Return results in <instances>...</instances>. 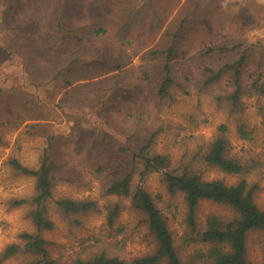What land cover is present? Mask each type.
Segmentation results:
<instances>
[{"label": "trees", "instance_id": "1", "mask_svg": "<svg viewBox=\"0 0 264 264\" xmlns=\"http://www.w3.org/2000/svg\"><path fill=\"white\" fill-rule=\"evenodd\" d=\"M17 1L0 0V5H6L2 17L6 20V31L12 39L6 51L33 52L30 55L36 62L34 68L37 74L30 84L35 91L49 83L75 87V90L66 89L61 102L63 107L76 111L68 117L73 121V128L76 127L79 132L48 134L37 167L30 168L16 158L12 159L15 168L35 179V191L29 199L31 207L28 210L34 228L20 232L19 240L5 245L1 256L9 257L19 252L33 254L21 264H264V261L251 262L247 258L249 232L264 229V207L254 200L259 184L256 180L249 182L247 179L252 164L231 154L227 124H218L209 141L201 143L198 151L202 150L193 155H199L207 165L236 174L237 179L232 183H225L219 178L204 179L191 168L189 162L179 167L171 166L168 154L153 151L160 126L154 128L155 115L149 106L152 99L156 101L157 107L159 101L166 98L171 100L175 86L181 88L184 94L199 92L230 73L232 89L216 95V101H225L229 110L237 109L241 104V95L249 89L255 94H264V69L245 72L243 66L247 54L240 49V44L232 43L230 47L225 44L210 46L209 40L207 50L201 47L196 54L211 56L213 50L225 54L231 50L234 58L224 59L223 54L218 57L219 64L201 65L192 74L189 69L178 64L177 59L185 54H179L180 46L175 39L177 32H174L167 44L156 45L145 51L143 59L146 62L140 65V74L127 83L121 72V67L127 63L124 55L126 47L130 44L141 46L139 32L144 27L141 21L129 19L130 12L116 29L106 24H87L85 13L81 14L80 19L72 17L70 9L76 0H30L29 3L21 4L20 13ZM99 6L102 9L107 7L104 2L97 4ZM185 20L183 18L181 23L184 24ZM21 37L26 39L17 42ZM108 45L116 48L111 49ZM100 75L103 76L96 79L94 84L90 81L78 82ZM97 82H100L99 85ZM92 85H96L97 89H92ZM145 89H151L150 94H145ZM82 92L88 97L80 95ZM3 94L1 88L0 101ZM30 95L33 101L25 103L17 111L11 108L3 116L1 108L0 125L3 122L22 121L30 106L37 108L32 117L37 116V112L43 109L40 105L44 97L36 96L35 100L34 92H30ZM258 110L264 125V104ZM99 122H103L106 129L101 125L98 127ZM108 127L114 128V131L110 132ZM236 132L241 138H254L253 127L244 121L237 124ZM3 135L0 126V140ZM64 139L74 140L75 151H83L85 155L78 168L61 167L65 161L55 154V149ZM83 168L94 175H101V187L105 194L130 196L133 207L142 213L147 230L153 237L154 246L151 250L131 258L101 250L70 262L59 261L50 255L49 241L43 236V230L51 229L54 225L48 214L54 183L59 177H65L68 181L81 180ZM151 171L161 172L169 194L181 192L183 195L188 232L185 242L199 245L184 256L176 247L169 224L151 193L141 184L133 183L134 174H138L141 180ZM201 199L226 206L229 214L210 212L202 221H198L196 211ZM23 201L19 199L16 202ZM53 201L65 215L85 214L99 209L92 197L61 195ZM105 208L106 224L112 226L120 212V204L117 201L110 202Z\"/></svg>", "mask_w": 264, "mask_h": 264}, {"label": "rangeland", "instance_id": "2", "mask_svg": "<svg viewBox=\"0 0 264 264\" xmlns=\"http://www.w3.org/2000/svg\"><path fill=\"white\" fill-rule=\"evenodd\" d=\"M29 2L30 0H18L16 3L17 8L19 7L18 13L22 11L21 4ZM101 2L107 7L104 9L101 6L97 7ZM101 2L76 0L70 9L71 16L80 19L81 14L85 13L84 19L87 24L100 23L117 29L130 12L129 19L141 21L144 26L139 32V39L142 38L141 46L130 44L126 47L124 55L127 63L121 67L123 69L121 72L127 83L140 74V65L146 62L143 59L145 51L156 45L167 44L173 38L174 32H177L175 39L180 46L179 54H185L177 59L178 64L189 69L192 74H195L201 65L219 64L218 57L226 53L213 50L211 56L196 54L201 47L207 50L209 40L210 46L225 44L230 47L232 43L240 44V49L245 50L247 54V61L243 66L245 72L264 69V0ZM5 7L6 5H0V89L4 91L0 101L2 115L8 114L11 108L19 110L25 103L33 101L30 92H34L35 100L36 96L44 97L43 104L40 105L43 109L37 112V116L32 117L37 108L30 106L22 121L3 122L0 125L4 132L0 140V264H21L33 257V254L19 252L2 257L1 251L8 243L18 241L20 232L31 231L34 228L28 210L31 207L29 199L35 191V179L15 168L12 159L16 158L30 168L37 167L48 134L67 132L76 134L79 131L76 127L73 128V121L68 117L76 111L63 107L61 102L66 95V89L75 90V87L54 86L49 83L35 91L30 84L33 76L37 74L34 68L36 62L30 55L33 52L6 51L12 39L6 31V20L2 17V10ZM183 18L186 19L184 24L181 23ZM25 39L26 37H21L16 41L23 42ZM108 46L111 49L116 48L113 45ZM88 52L89 49L86 50L87 56ZM222 57L234 58L231 50ZM102 76L81 79L78 82L90 81L94 84L93 82ZM230 79L231 74L227 73L206 89L190 94H184L181 88L175 86L172 99L159 101L158 107L155 105L156 101L152 99L149 106L151 113L155 115L154 128L160 126L152 148L153 151L168 154L171 166L179 167L189 162L191 168L204 179L219 178L225 183H232L237 179L236 174L226 173L215 166L207 165L199 155H193L201 147V143L209 141L218 124L226 123L231 154L238 155L252 164L247 179L249 182L255 180L258 182L259 187L255 190L254 200L260 207H264V125L258 110L264 104V94H255L249 89L241 95L240 106L229 110V105L224 104L225 101H216V95L225 94L232 89ZM97 83L99 85L100 82ZM91 87L97 89L96 85ZM150 91L151 89H145L144 93L150 94ZM57 102H60L58 106ZM242 121L253 127V139H244L237 134L236 126ZM100 125L106 129L103 122H99L97 126ZM108 129L110 132L114 131L112 127ZM60 141L56 145L58 148L55 149V154L65 161L61 167L78 168L80 162L85 159L83 151H75L74 140ZM81 178L68 181L65 177H59L54 183L53 198L48 203V214L54 225L51 229L43 230V236L49 241L50 255L59 261L70 262L77 257H86L101 250L124 258L151 250L154 246L153 237L147 230L144 216L133 207L130 196L105 194L101 187V175H94L87 168H83ZM133 183L141 184L151 193L169 224L175 245L182 256L192 251L194 247H199L197 243L186 244L187 224L183 195L181 192L168 193L160 171L148 172L141 180L138 174H134ZM61 195L76 198L92 197L97 201L99 209L85 214L65 215L58 210L53 201ZM19 199L25 201L17 203ZM114 201L119 202L121 209L113 225L108 226L105 221V205ZM210 212L227 215L229 209L209 199H201L196 211L198 221H202ZM247 258L251 262L264 261V229L249 232Z\"/></svg>", "mask_w": 264, "mask_h": 264}]
</instances>
